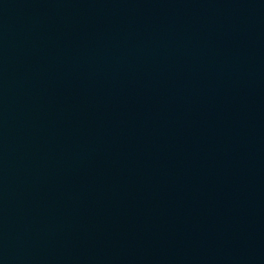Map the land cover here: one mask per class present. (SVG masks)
Instances as JSON below:
<instances>
[{
    "label": "water",
    "instance_id": "water-1",
    "mask_svg": "<svg viewBox=\"0 0 264 264\" xmlns=\"http://www.w3.org/2000/svg\"><path fill=\"white\" fill-rule=\"evenodd\" d=\"M264 167V0H0V264H246Z\"/></svg>",
    "mask_w": 264,
    "mask_h": 264
}]
</instances>
